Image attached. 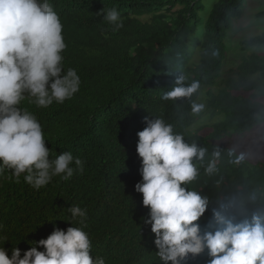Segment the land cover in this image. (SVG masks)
I'll list each match as a JSON object with an SVG mask.
<instances>
[{"label": "trees", "instance_id": "1", "mask_svg": "<svg viewBox=\"0 0 264 264\" xmlns=\"http://www.w3.org/2000/svg\"><path fill=\"white\" fill-rule=\"evenodd\" d=\"M48 3L63 25L64 71L77 72L80 88L63 103L40 107L26 96L19 107L40 123L49 159L71 152L82 161L83 171L76 168L67 180L53 177L40 189L23 175L17 180L11 169L0 173V234L8 237L4 247L9 256L13 247L23 256L31 242L48 238L56 228L66 231L74 226L89 235L92 256L104 258L106 264H163L151 224L145 223L150 208L136 191L143 180L138 133L147 127L146 117L164 119L187 142L207 148L205 161L197 164L200 174L188 186L209 200V208L196 222L203 231L213 230L218 202L253 191L264 196V162L246 158L236 165L228 156L233 148L220 144L244 138L264 124V84L255 80L264 81V31L241 42L246 55L235 77L217 87L229 56V33L234 21L243 18L247 0H218L207 16L204 0ZM112 8L123 22L118 30L105 19ZM263 17L264 11L257 15ZM194 47L199 51L196 61ZM213 51L218 55H211ZM180 73L188 78L187 84L200 83L192 99L198 102L207 89L206 113L223 117L208 135L198 129L190 101L163 99ZM216 146L222 156L218 172L209 175L204 169ZM72 206L86 210L84 224L71 219ZM210 259L202 255L188 258L186 264H209Z\"/></svg>", "mask_w": 264, "mask_h": 264}, {"label": "clouds", "instance_id": "2", "mask_svg": "<svg viewBox=\"0 0 264 264\" xmlns=\"http://www.w3.org/2000/svg\"><path fill=\"white\" fill-rule=\"evenodd\" d=\"M105 19L117 30L123 22L115 8ZM63 25L48 0H0V173L13 170L17 180L36 189L60 176L67 180L83 163L71 152L50 160V150L42 127L28 110L19 107L26 96L37 106L48 107L54 101L63 103L79 91L80 77L74 69L63 68L62 52L67 45ZM218 55V52H211ZM180 73L164 100L191 102V112L198 116L205 105L193 100L200 83ZM147 127L138 133V155L142 158V182L136 191L143 194V205L150 208L158 256L163 264H186L189 256L207 250L209 264H264V196L256 191L247 196L233 195L213 208V230L203 231L196 223L209 208V200L189 185L197 179L198 162L208 155L205 147L187 142L183 134L162 118H145ZM221 147L216 146L205 172H218ZM239 165L246 154L233 148L228 151ZM75 164V168L73 167ZM71 219L84 224L87 212L78 206L69 209ZM71 224L72 222L69 221ZM6 235L0 234V264H106L93 257L89 235L78 227L56 228L46 239L31 242L33 246L21 255L18 247L11 256L4 247ZM45 250H38L40 247Z\"/></svg>", "mask_w": 264, "mask_h": 264}, {"label": "rangeland", "instance_id": "3", "mask_svg": "<svg viewBox=\"0 0 264 264\" xmlns=\"http://www.w3.org/2000/svg\"><path fill=\"white\" fill-rule=\"evenodd\" d=\"M218 0H204V5L207 9L205 16L208 14V10ZM264 11V0H247V5L244 10L242 19L235 20L233 29L229 33V56L225 66L223 78L219 81L217 87L221 88L225 86V82L229 77H235L238 71V66L241 64V56L246 55L242 48L241 42L245 39L257 36L264 31V17L257 18V15ZM197 45V44H196ZM198 46V45H197ZM194 58L193 61L199 58V51L196 47L192 48ZM249 53V52H247ZM260 85L264 84L261 79H255ZM206 90L201 95L200 100L197 103H203L205 109L198 115L199 127L198 129L203 134L208 135L212 131V126L220 122L223 117L218 114L206 113ZM224 146L237 149L238 152L246 154V158H249L253 163L264 162V124L258 127L254 132L247 134L244 138L233 137L230 139H224L220 142ZM202 255H207V250L198 256H189V258H198Z\"/></svg>", "mask_w": 264, "mask_h": 264}]
</instances>
